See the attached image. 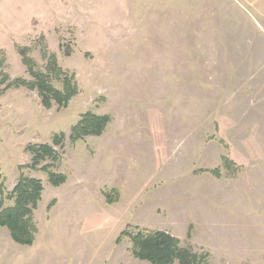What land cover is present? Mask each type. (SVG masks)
<instances>
[{
    "label": "rangeland",
    "instance_id": "rangeland-1",
    "mask_svg": "<svg viewBox=\"0 0 264 264\" xmlns=\"http://www.w3.org/2000/svg\"><path fill=\"white\" fill-rule=\"evenodd\" d=\"M23 47L41 71L55 55L78 94L47 109L37 91L0 87V188L44 186L33 246L0 229V264H150L118 242L129 227L166 231L208 264H264V0H0L11 79L31 80ZM86 113L112 121L73 143ZM61 133L52 171L67 181L54 187L28 148Z\"/></svg>",
    "mask_w": 264,
    "mask_h": 264
},
{
    "label": "trees",
    "instance_id": "trees-1",
    "mask_svg": "<svg viewBox=\"0 0 264 264\" xmlns=\"http://www.w3.org/2000/svg\"><path fill=\"white\" fill-rule=\"evenodd\" d=\"M30 49H19L23 63L27 66L31 80L23 78L11 79L2 69L4 62L0 60V87L4 86L2 93L14 88H27L37 91L42 105L50 109L53 105L66 108L73 97L78 94V87L74 78L66 74L58 65L55 55L48 56L45 70L37 68L36 63L29 57ZM55 80L63 83V90H58L53 85ZM112 119L109 115H95L86 113L80 121L72 127L70 141L75 143L87 137L101 136ZM66 135L57 134L53 137L52 144H36L29 146V152L33 155L32 165L28 166L34 171H44L48 174L49 183L59 187L66 183L65 174L53 172L52 169L61 160V153L56 149L64 148ZM226 167L233 165L227 158L224 160ZM49 164L40 168L43 164ZM219 174V170L214 171ZM44 192L43 182L37 178L22 175L14 190L5 197L3 187L0 188V229L9 230L13 241L21 246H33L38 232L35 222V212L38 209ZM6 200L12 201V206H6ZM113 204L111 197L107 199ZM128 238L131 243L129 252L138 260L150 264H208V254H199L192 247H185L181 241L166 231H149L135 229L125 230L122 238Z\"/></svg>",
    "mask_w": 264,
    "mask_h": 264
}]
</instances>
